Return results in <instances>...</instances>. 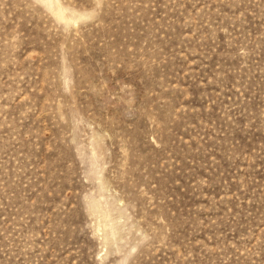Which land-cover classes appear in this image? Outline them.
I'll return each instance as SVG.
<instances>
[{"label":"rangeland","instance_id":"obj_1","mask_svg":"<svg viewBox=\"0 0 264 264\" xmlns=\"http://www.w3.org/2000/svg\"><path fill=\"white\" fill-rule=\"evenodd\" d=\"M0 264H264V0H0Z\"/></svg>","mask_w":264,"mask_h":264}]
</instances>
